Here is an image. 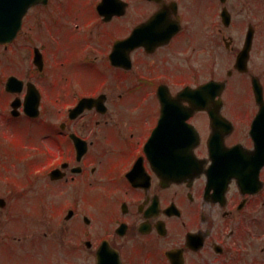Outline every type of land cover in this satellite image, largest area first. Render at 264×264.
Listing matches in <instances>:
<instances>
[{"label": "flooded vegetation", "instance_id": "obj_1", "mask_svg": "<svg viewBox=\"0 0 264 264\" xmlns=\"http://www.w3.org/2000/svg\"><path fill=\"white\" fill-rule=\"evenodd\" d=\"M0 88V264H264V0H48Z\"/></svg>", "mask_w": 264, "mask_h": 264}, {"label": "water", "instance_id": "obj_2", "mask_svg": "<svg viewBox=\"0 0 264 264\" xmlns=\"http://www.w3.org/2000/svg\"><path fill=\"white\" fill-rule=\"evenodd\" d=\"M42 0H0V41L14 36L28 8Z\"/></svg>", "mask_w": 264, "mask_h": 264}, {"label": "rangeland", "instance_id": "obj_3", "mask_svg": "<svg viewBox=\"0 0 264 264\" xmlns=\"http://www.w3.org/2000/svg\"><path fill=\"white\" fill-rule=\"evenodd\" d=\"M61 71L62 72L66 71L63 66H59V69L56 70V73L61 72ZM4 97H5V94L1 91V88H0V104L1 103L3 104L5 102ZM11 122H12V124H10V128L12 130H15L19 134L18 137H20L22 140L27 139L30 135L31 136H35V134L37 135V133L35 132L37 125H36V123L34 124V121L23 120V119H21V120L12 119ZM33 132H35V133H33ZM37 136L39 137V135H37ZM7 138L8 139L15 138V133L11 130L8 131ZM0 187H1V185H0ZM36 211H38V209Z\"/></svg>", "mask_w": 264, "mask_h": 264}]
</instances>
